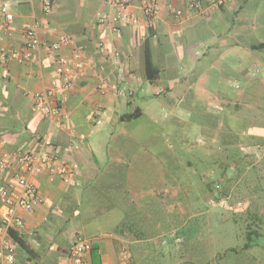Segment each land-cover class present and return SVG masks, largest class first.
<instances>
[{"label": "crops", "instance_id": "1", "mask_svg": "<svg viewBox=\"0 0 264 264\" xmlns=\"http://www.w3.org/2000/svg\"><path fill=\"white\" fill-rule=\"evenodd\" d=\"M3 1L14 17L8 21L0 11V48L6 51L3 56L0 50V159L22 145L35 150L44 137L61 148L74 174L66 182L59 175H27L17 161L0 166V190L8 180L27 176L38 192L32 210L18 209L23 224L14 229L39 255L29 257L4 230L1 197L0 247L5 239L14 243L12 264H79L83 259L153 264L169 232L164 208L175 201V193L169 198L162 190L141 187L120 141L139 136L145 145L151 139L141 103L153 97L195 109L214 141L217 129L264 134V128L255 127V116L242 110L244 94L264 85V0H225L209 11L192 6L193 0H157L153 26L143 0L125 7L126 18L119 21L113 19L118 9L110 0H49V10L47 0ZM199 1L206 8L213 2ZM35 21L42 44L20 60L17 54L24 53L26 31ZM60 35L69 42L59 52L84 62L67 88L61 87L57 56L47 52ZM148 61L159 71L151 69L152 80ZM252 69L256 81L250 79ZM200 83L218 93L209 104L197 94ZM45 91L60 105L54 120L36 99ZM116 123L120 130L107 134L110 155L105 158L98 150L99 136L106 134L103 125ZM21 192L17 186L12 195ZM80 243L90 250L77 257L73 252Z\"/></svg>", "mask_w": 264, "mask_h": 264}, {"label": "rangeland", "instance_id": "2", "mask_svg": "<svg viewBox=\"0 0 264 264\" xmlns=\"http://www.w3.org/2000/svg\"><path fill=\"white\" fill-rule=\"evenodd\" d=\"M253 70L251 71L250 79L256 81L259 76L256 71L252 73ZM256 86L259 87L260 91L244 94L246 105L242 110L247 116H255L256 124L263 128L264 85L256 84ZM198 89L200 91L197 94L205 99L206 102L204 103L206 104L210 103V96L218 94L208 84L200 83ZM197 103L201 102L197 100ZM141 107L146 110L143 120L147 131L152 133L151 139L147 137L145 145L141 144L142 140H140L139 136L134 137L132 140H121L120 143L123 147L120 146V148L121 150L122 148L127 150V156L131 158V163L136 171L132 174L136 177V181L141 187L153 191L162 190L169 198L175 193V201H171L164 208L167 214L162 215L164 216V223L167 224L166 218L168 216L169 230L174 231L176 227L178 233L182 235L187 218H192V216L196 215H214L215 217L211 220L212 235L210 238L213 241L212 245H206V242L202 239L203 237L189 241L186 250L187 258L194 264H205L207 261L217 264H224L225 262L227 264H264V226L256 231L254 242L251 243L250 248L243 251L241 248L247 242V237L240 230L233 215H243L245 204L234 206L233 203L236 198L233 196L229 199V202L231 201L233 204L232 208L223 206L219 208L217 201L207 191L206 185L201 183L200 175L202 171L207 174L210 169V166H207L208 164L205 162L203 163L202 159L209 156V154L213 156L214 150L209 148L208 145L216 142V140L214 141L210 138L211 132L209 133L206 130L205 120L196 116L195 109L184 106L175 108L170 102L168 103L166 100L155 97L147 102H142ZM191 112L194 113L191 115ZM188 113L190 114L188 115ZM177 116L182 118L179 122L175 121ZM103 126L106 134L104 133L103 137L99 136L100 145L98 150L101 156L107 158L110 155L106 146L108 142L107 134L111 135V131L118 132L120 125L116 123ZM217 132L219 134L216 135V139L219 138L220 130L217 129ZM245 151L249 153L250 147H247ZM261 152L258 153L261 156L258 161H262L263 164L264 156H262ZM119 162L122 161L120 160ZM262 164H259V166ZM248 168L249 166L246 167L242 174L244 177H241L242 185H245L244 187L248 185L249 187L245 189L246 191H249L251 186L250 194L246 192L248 197L245 200H247V204L248 201L253 204L261 203V201H264V192L262 187L251 184L254 182L256 174L251 170L249 171ZM255 177L260 180V175L259 178ZM183 200L186 201L185 204ZM182 208L184 211H182ZM241 209L243 210L238 212ZM251 209H254V207ZM215 215H226V222H217ZM231 246L240 250L239 254L234 251L222 252V248ZM178 247L182 249L183 244L180 243ZM219 254L222 258L219 257ZM163 260L164 264H183L185 261L182 252H180L179 258L171 257L167 246L164 248Z\"/></svg>", "mask_w": 264, "mask_h": 264}, {"label": "trees", "instance_id": "3", "mask_svg": "<svg viewBox=\"0 0 264 264\" xmlns=\"http://www.w3.org/2000/svg\"><path fill=\"white\" fill-rule=\"evenodd\" d=\"M153 68L154 73H158V69L154 68L153 65L148 61L147 71L149 72V79L155 78V74H151V69ZM132 113V115H134ZM255 127L260 128L259 125ZM264 128V127H263ZM220 130L219 138L216 139L214 144L208 145L209 148L214 150L213 156L202 157V162L207 163V166H210L207 174L203 171L201 173V183L206 185L207 191L212 195L217 201L219 208L222 206L225 208H232L233 204L237 205L245 204L243 215H233L237 225L240 227L247 237V242L241 248L243 251L250 248L251 243L256 235V231L264 226V201L261 203H255L248 201L247 204V193L250 194V190L246 191V188H249L248 185H242L241 177H244L243 172L246 170V167L249 166L248 170L252 171L255 176L259 178L258 180L255 176L254 182L255 186L262 187L264 192V163L258 161L261 156L258 155L262 150V156H264V134L249 133L248 135H242L238 132H226L223 129ZM255 130V129H253ZM219 134V133H218ZM250 147V152L246 153L245 149ZM258 152H257V151ZM260 150V151H259ZM1 161V159H0ZM259 164H262L259 166ZM258 181H257V180ZM254 189V187H252ZM247 192V193H246ZM235 196V202H229V199ZM244 199V200H242ZM237 201V202H236ZM230 204V205H229ZM254 207V209H251ZM241 209L238 212H241ZM254 210V211H253ZM252 212V213H251ZM246 214V215H245ZM250 214V215H248ZM216 220L219 223L226 222V215H215ZM214 215H196L192 218H187L184 224V233L182 235L178 233L176 227L173 230H169L168 236L165 237L164 244L157 249V253L153 258V264H164V248L167 246L169 248V254L171 257L179 258L180 252L184 256L183 264H194L186 256L187 245L189 241L197 238H202L206 242V245H212L211 240V229L212 221ZM215 218V217H214ZM192 226V227H190ZM180 234V235H179ZM9 235L12 241L22 248L29 257L38 256V252L30 245L27 239L16 229L12 228L9 230ZM182 243L183 247L180 249L178 246ZM222 252L234 251L236 254H239V251L236 247H226L222 248ZM220 255V254H219ZM220 258L221 255L219 256ZM159 261V262H158ZM205 264H217L211 263V261L205 262ZM224 264H227L225 262Z\"/></svg>", "mask_w": 264, "mask_h": 264}, {"label": "built area", "instance_id": "4", "mask_svg": "<svg viewBox=\"0 0 264 264\" xmlns=\"http://www.w3.org/2000/svg\"><path fill=\"white\" fill-rule=\"evenodd\" d=\"M134 0H110V3L118 9V13L113 17L115 21L124 20L126 15L124 8L127 7ZM225 0H213L209 7L201 6L199 0H193L192 6H198L202 11H209L224 4ZM144 12L148 18L149 26H153L154 20L157 17L159 10V3L157 0H143ZM51 7V1H46V9ZM0 11L5 14L8 21L13 19L12 12L9 11L6 3L0 0ZM40 28L37 21H35L26 31L27 40L24 53L17 54L20 60L31 57L32 51L36 50L42 44L40 38ZM69 39L65 35H60L56 40L51 42L47 47L49 54L57 56L58 68L57 72L63 79L61 83L62 88H67L73 83V75L84 68V62L77 56H69L60 53L62 46L68 44ZM1 53L5 56L6 51L0 48ZM116 55H119L117 52ZM44 62V59H42ZM36 99L42 111L51 120L56 119L57 114L60 113V105L54 99L50 98L48 93L41 92L36 94ZM17 161L27 175H37L47 173L49 177L61 176L66 182L72 179L74 174L73 169L68 159L62 154L61 148L51 146L49 141L42 137L40 138L38 148L35 150L29 149L26 146H20L13 154H5L0 161V166L5 167ZM19 186L22 189L20 195L14 197L12 191ZM0 197L2 198L5 211L2 214V223L4 230L9 233V230L21 226L23 219L20 216L18 209L32 210L34 204L38 201L39 195L27 176H17L15 179L8 180L6 185L0 190ZM90 250V246L85 243H80L75 246L73 254L80 256L86 254ZM15 245L12 241L5 239L2 247H0V264H12L15 261ZM65 264H71L67 262ZM79 264H89L88 260H80Z\"/></svg>", "mask_w": 264, "mask_h": 264}]
</instances>
